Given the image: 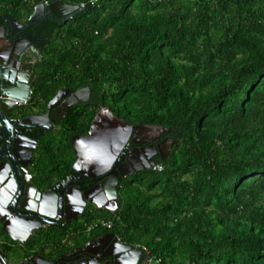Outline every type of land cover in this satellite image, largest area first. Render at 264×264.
Masks as SVG:
<instances>
[{"label":"trees","instance_id":"obj_1","mask_svg":"<svg viewBox=\"0 0 264 264\" xmlns=\"http://www.w3.org/2000/svg\"><path fill=\"white\" fill-rule=\"evenodd\" d=\"M46 1L86 6L48 24L33 103L48 106L63 89L91 97L70 110L60 139H42L40 187L71 171L73 139L99 108L171 130L174 145L156 159L161 171L123 181L117 213L92 212L25 248L112 221L111 232L162 264H264V0H0V18L21 22Z\"/></svg>","mask_w":264,"mask_h":264},{"label":"flooded vegetation","instance_id":"obj_2","mask_svg":"<svg viewBox=\"0 0 264 264\" xmlns=\"http://www.w3.org/2000/svg\"><path fill=\"white\" fill-rule=\"evenodd\" d=\"M66 18V16H64V18L60 20L52 17L43 18L39 23L33 24V26L29 27L27 30L22 27L17 29V27L13 26L12 24V30L14 31V34L12 31L11 35L7 36V38L1 30L5 26V23L0 21V64H2V67L8 72L7 75L13 76V71L17 72L18 74L22 71H26L27 73L31 71L34 72V66L41 58V53L44 49L45 39L43 35L47 30L48 24L50 22L63 24ZM1 19L2 18H0V20ZM24 20L21 21L22 24L27 25L29 23V19L28 21ZM34 28L36 31L34 30ZM26 35L29 36L32 44L36 46V48L31 47V45H26L22 41ZM16 43L17 45H15ZM38 50H40V53L38 52ZM16 65H20V67L15 68ZM32 75H34V73H32ZM23 79H27L28 83H26L25 85L21 84L20 89L22 92L25 90V87L27 89L28 84H30V82L28 81L29 78L25 77ZM34 82H32L31 90H29V99H27L26 101H19L10 110H8V108L6 107L5 111L2 110V112H0V142L2 140H5L6 144L5 148L3 147V145H0V248L5 250L6 253L3 256L7 258L9 256V252H15L18 250V247L16 246H18L19 243H14L13 238L4 231V226L1 223V220L6 221V219L11 218V216L8 214L7 208L12 207L14 204H16L20 196L27 197L33 195V192L30 188V183L32 182L35 184V172L37 168L33 164L29 167V162L31 161L30 149L34 146V144L30 143L29 138L37 136L43 130L44 134L40 138V146V143L42 139H44L46 134L51 132L53 129L58 130V126L60 127L68 117L65 116L63 118H60L61 112H59V110L60 108H62L64 102H67L71 98V96H74L79 91H81V95L84 91L89 90L90 92L89 88H84L75 92H70L68 89H63L68 90L69 95L63 98L59 105H57V107L51 112L50 124L47 125L45 122H42V120L39 121L38 124L36 123L38 120L37 118L41 119L43 116H45L50 104L48 105V109L44 113L31 110L30 106L33 107L34 105H39L33 103ZM79 98L81 97L79 96ZM79 98L78 101L74 104V107L85 104L90 100V98L88 100H85L86 97H83V101H80ZM66 104L69 105L71 103L68 102ZM102 109L104 108L98 109L89 133L92 132V128L94 126L97 127V130H95V134H97L98 138H96V140H98L100 137L102 138L107 131H109V128L115 129L116 137L114 136L112 139L114 143V149L111 150V152H107L105 154L106 158L102 157V159H100L99 161H95L93 169L89 170V174L88 172L86 174H83L74 170V166L77 163V155L74 148L76 161L72 166L71 171H66L64 173L65 175H62L61 177L51 174L50 177L46 178L45 190L42 191L49 194V199H52L51 191H55L57 194L62 193L64 195H70L72 201L75 197L76 201L74 202L73 206V209H75L71 210L77 215L82 212L83 213L78 217L76 221H73L70 224L66 222L44 224L41 230L31 233L30 240H28L27 242H30L33 238H36L39 235H42L44 237L54 235L59 236L60 232L64 233L65 229H71L73 223L83 222L86 217L92 212H108L109 210L105 208L104 203L106 201L110 203V201L114 199V197L109 198V196H114L112 193L113 188H111V184H113V187H116L118 189L119 199V189L123 181L128 177L136 174L134 173L130 174L129 176H123L124 173H128L130 169L133 170L144 167V165L148 163L147 161H149L148 159L150 158H153L156 163V159L160 158L163 160V157L166 155L167 148L169 147V144L167 143L170 142L169 140L173 138L169 137L167 134H164L161 138L158 139L157 132H144L145 134L143 133L142 136V133L136 129L137 126L134 127V132L131 139L126 143L124 148H121L120 146H122L123 141L125 137L127 138V133H129L130 130L127 128V124L119 119L118 121H122L125 124H123L125 127L118 125L112 127V123L114 120H111V117L114 119L116 117L112 116L111 113L110 118L104 120V122H100L99 112ZM15 115L17 116L16 118L14 117ZM32 118L36 119H34L35 124L31 123L30 120ZM101 119L103 121L104 118ZM118 121L114 122L120 124ZM10 124L16 125L11 127ZM88 134L78 135L77 137H75L73 139V147L74 143L76 142L78 147L81 146V142H78V138L87 136ZM134 134L137 135L134 136ZM154 147H158V150L161 152H158L156 154ZM144 152L147 155H145ZM16 154L20 155L19 164L17 163V160L15 158ZM7 159L11 160V162L8 163ZM17 179H20L21 190L17 186ZM114 179L117 180L116 185ZM34 184L33 186H35ZM80 196L83 198V202H86L85 205H83V202L79 199ZM104 198L106 199V201L104 200ZM93 200L96 201L97 204H101L102 207H98L93 204ZM54 205L55 204L53 200H51L48 204L49 208L47 209V213L52 214L53 216L56 215L54 209H59L60 211V206L58 207V205H56L55 208ZM33 227L38 226L33 225ZM13 235H15L16 237L21 236L16 232H14ZM22 236L24 237V235ZM88 238H90V240H88ZM65 240H68L67 235ZM69 241H71V238ZM119 242L125 244L119 237L111 232V230L100 227L91 233H83L78 236V238H76L75 241L72 242L73 246L68 247L72 248L68 251H62L60 257H58L57 259H60L62 264H65V262H67V258L68 263L72 264L74 263V261L78 260L76 263L80 264V262L89 260L90 256L97 255L102 264H110L107 256L111 253L116 252L117 254L119 253L118 264H136V261H138L140 257L139 252H137L138 248H134L132 246L133 251L126 252L124 251V248L118 245ZM51 245L52 244L49 243V246ZM110 247L111 249H109ZM1 253L2 251L0 250V255ZM38 255L39 253H32L30 258H35L36 260V257ZM42 256L44 257V254ZM147 259V263H145V259H143L142 261H140V264H150L151 262L149 258ZM48 260L51 261L52 259ZM38 261L42 262L43 264H48L44 261Z\"/></svg>","mask_w":264,"mask_h":264},{"label":"water","instance_id":"obj_3","mask_svg":"<svg viewBox=\"0 0 264 264\" xmlns=\"http://www.w3.org/2000/svg\"><path fill=\"white\" fill-rule=\"evenodd\" d=\"M78 10V7H75L71 4H65L62 1H55L53 2L49 7H46L44 5H39L34 13L30 16L29 18V23L27 25L22 24V22L18 21L15 17L13 16H6L2 18L0 21L5 23V26L1 29L2 32L5 34V37L11 35L12 33V24L13 26H16L17 29L19 28H24L27 30L29 27L33 26V24L39 23L43 18H57V19H63L64 16L67 18L64 20V22H68L70 20V16ZM35 30V28H34ZM36 31V30H35ZM14 34V31H13ZM26 45H31V47L36 48L34 46L29 38V36H25L24 39L22 40ZM17 45V43L15 44ZM16 48V47H15ZM19 51V50H17ZM40 53V50H38ZM20 67V65H16L15 68ZM5 70V71H4ZM8 72L6 69L2 67V64H0V112L2 110L5 111L6 107L8 110H10L17 102L19 101H26L29 99L30 96V91L31 90V84L32 82L35 81V75H32L31 73L25 74L24 72H20L19 74L15 71H13V76L7 75ZM29 78L28 81L30 84H28L27 89L25 87V90L22 92L20 89L21 84H26L27 79L24 80L23 78ZM25 82V83H24ZM89 92V90H87ZM23 93V96H22ZM69 95L68 90H63L58 93V95L52 100L49 109L45 116H43L41 119L37 118V122L39 124V121L42 120V122H45L47 125L50 124L51 122V112L59 105L61 100ZM79 96L81 98H79ZM78 98L80 101H83V96H81V91H79L77 94L74 96H71V98L67 101L64 102L62 105V108H60L59 112H61V116L65 117L68 116L69 110L71 107L74 106V104L78 101ZM73 101L72 104L67 105L69 101ZM70 101V103H71ZM5 104V105H4ZM7 105V106H6ZM53 116V115H52ZM35 118H32L30 121L32 124H35ZM7 120V119H6ZM16 124H10V126H15ZM47 128V127H46ZM127 128L130 130L129 134L127 135V138L124 139L121 148H124L126 143L131 139L133 136L134 132V127L131 125L127 124ZM48 129V128H47ZM138 131L142 133L144 132H157V138H161L162 135L168 134L171 132V130L162 128V127H151V126H142L138 125L136 127ZM110 129L107 131L104 136L96 140L98 138L97 134L93 133V130L91 133H89L87 136L78 138V142H81V146H77V142L74 143V148L76 150V155H77V163L74 166V170L79 173L86 174L89 170L93 169L95 161H99L102 159V157H105V154L107 152H111L113 150L114 143L112 141L113 137L116 134L115 129ZM7 134V133H6ZM44 131L40 132L37 136L35 137H30V143L34 144V146L30 149L31 152V161L29 162V167L34 164V157H35V150L38 149L39 147V142L40 138L43 136ZM145 134V133H144ZM137 134H134V136ZM116 137V136H115ZM167 144H169V147L167 148L166 155L163 157V161H166L171 153V149L174 145V139L169 140ZM0 145H3L5 148V140H2L0 142ZM161 148V147H160ZM156 154L158 152H161L158 150V147H154ZM146 152V151H145ZM144 152L145 155H147ZM15 158L17 160V163L19 164L20 161V155L16 154ZM106 158V157H105ZM13 160V159H12ZM148 163L144 165V167L139 168V169H133L129 170L128 173H124L123 176H128L130 174H134L137 172H141L144 170H151L155 165V161L153 158L148 159ZM7 162L10 163L11 160L7 159ZM115 180V179H114ZM18 188L21 190V182L20 179H17L16 181ZM117 184V180H115V185ZM112 193L114 196H109V198H113V200L109 202L106 201L104 203L105 208H107L110 212L113 214L117 213L119 210V203H118V189L116 187H113V184H111ZM108 186V185H107ZM30 188L31 191L33 192L32 196H27V197H22L18 199L17 203L14 204L12 207H8V214L11 216L10 219L1 220V223L4 226V231L9 234L15 241H20L22 244H25L28 240H30L31 233L35 231L41 230L43 228V225L46 223H72L73 221H76L78 217L83 213H80L79 215L75 214L72 210L74 206V202L76 201L75 197L74 200L72 201L70 198V195H64V194H57L55 191H51L52 199H49V194L47 192H42L40 191L36 186H33L32 182L30 183ZM58 192V191H57ZM21 195V194H20ZM73 199V198H72ZM79 199L83 202V198L80 196ZM53 200L54 202V207L56 208V205L58 207L60 206V211L59 209H54L56 215L48 214L47 209L49 208L48 204L50 201ZM108 200V199H107ZM81 202V203H82ZM93 204H95L98 207H102L101 204H97L96 201H92ZM86 202H83V205H85ZM72 209V210H71ZM65 219V220H64ZM33 225H37L38 227H33ZM20 234L21 236H15L13 235L14 232ZM24 235V237L22 236ZM23 237V238H22ZM120 247L124 248V251L126 252H132L133 248L132 246L128 244H122L118 243ZM111 249V247L109 248ZM2 251L0 255V264H43L40 261H44L45 263L48 264H62L60 259L57 260H51L49 261L47 258L43 257L42 255H38L35 260V258H29L24 262H21L19 260H16V263H11L7 257L3 256L6 252L4 249H1ZM137 252H139V260L136 261V264H139L140 259L144 258V253L142 249H138ZM119 254V253H118ZM118 254L111 253L107 256V258L110 261V264H118L119 263V256ZM95 256V257H94ZM78 260L74 261L72 264H77ZM65 264H71L68 263V258L67 262ZM80 264H102L101 260H99V257L97 255H93L89 257V260L80 262Z\"/></svg>","mask_w":264,"mask_h":264},{"label":"crops","instance_id":"obj_4","mask_svg":"<svg viewBox=\"0 0 264 264\" xmlns=\"http://www.w3.org/2000/svg\"><path fill=\"white\" fill-rule=\"evenodd\" d=\"M6 17V16H5ZM2 18H4V17H2ZM22 72H24L25 74H28L26 71H22ZM29 73H33L32 71L31 72H29ZM38 153H37V150H35V159L38 157V155H37ZM35 184L34 183H32V184H34L35 186H37V188L40 190V191H44L45 190V183H43V186L42 187H40V185H39V183H40V179L37 181L36 179H35ZM41 188V189H40ZM67 237H74V234H73V232L70 234L69 233V235H67ZM66 239V237L65 238H63L62 240H55L54 242H52L51 244V246H47V245H49V242H43L42 243V246L40 245V246H38L37 247V249H34V250H30V251H28L25 247V244H22L20 241H15L14 239H13V241H14V243L15 242H17V243H19V245L18 246H16V247H18V250L17 251H15V253H17L18 254V258H17V260H19V261H21V262H24V261H26L28 258H30L31 257V255H32V253L34 254L35 253V251H37V250H41V255H43L44 254V257H46L47 259H52V260H57V258L58 257H60V254L62 253V251L64 252V251H68L69 249H71V248H68V247H70V246H73L72 245V242H74L75 241V239L74 238H72V240L71 241H69V240H65ZM16 245V244H15ZM41 248V249H40ZM45 248V249H44ZM49 257V258H48ZM151 261V260H150ZM150 264H152V263H150Z\"/></svg>","mask_w":264,"mask_h":264},{"label":"rangeland","instance_id":"obj_5","mask_svg":"<svg viewBox=\"0 0 264 264\" xmlns=\"http://www.w3.org/2000/svg\"><path fill=\"white\" fill-rule=\"evenodd\" d=\"M24 21H28V18H25V20ZM41 56H42V53H41ZM84 95V96H83ZM81 96H83V97H86V99L85 100H88L90 97H91V92H88V91H84V92H82V95ZM52 102V101H51ZM42 103V102H41ZM39 104V103H38ZM51 104V103H50ZM30 108H31V110H33V111H37V112H45L47 109H48V106H45V105H34L33 107L32 106H30ZM74 108V106L73 107H71L70 109H73ZM99 114H100V116H99V121L100 122H104V120H106V119H108V118H110V111L109 110H107L106 108L105 109H102L100 112H99ZM108 115V116H107ZM113 116V115H112ZM15 118L17 117L16 115L14 116ZM101 118H104L103 119V121H102V119ZM111 120H114V121H118V119L116 120V118L114 119V118H112L111 117ZM113 121V123H112V127H114V126H116V125H118V126H124L125 124V122L123 123L122 121L121 122H119L120 124H118L117 122H114ZM124 124V125H123ZM111 127V128H112ZM125 127V126H124ZM97 127H93L92 128V130H94L93 131V133H95V130H97L96 129ZM58 130H61V126L59 127L58 126ZM58 130H56V129H53L51 132H49V133H47L46 134V136L44 137V139H46V137H48V136H51L52 134H57V136L59 137V131ZM109 130H110V128H109ZM114 130V129H113ZM112 130V131H113ZM97 132V131H96ZM61 137H59V139H60ZM129 176V175H128ZM71 238V237H70ZM70 238L68 237V240H70ZM72 238H74V239H76L77 237L76 236H74V237H72ZM72 238H71V240H72ZM120 238V237H119ZM121 239V238H120ZM122 240V239H121ZM123 242V241H122ZM124 243V242H123ZM126 244V243H125ZM8 260L11 262V263H16V260H17V258H18V254L17 253H15V252H9L8 253ZM143 259H145V263H147V261L146 260H148L147 258H143ZM143 259H141L140 261H142ZM178 259H180L179 257H178ZM149 263V262H148ZM139 264H140V262H139Z\"/></svg>","mask_w":264,"mask_h":264},{"label":"built area","instance_id":"obj_6","mask_svg":"<svg viewBox=\"0 0 264 264\" xmlns=\"http://www.w3.org/2000/svg\"><path fill=\"white\" fill-rule=\"evenodd\" d=\"M100 1L101 0H89V2L92 4H98ZM43 5L46 7H49L51 5V3L49 1H46ZM85 6H86V3H83L81 6L78 7V9H83V8H85ZM155 170L161 171L162 167H156ZM100 227H104L106 229L112 230L114 227V222H112V221H98V222H94V223L86 225V229H87L88 233H91ZM152 262L154 264H162L161 260H155Z\"/></svg>","mask_w":264,"mask_h":264},{"label":"clouds","instance_id":"obj_7","mask_svg":"<svg viewBox=\"0 0 264 264\" xmlns=\"http://www.w3.org/2000/svg\"><path fill=\"white\" fill-rule=\"evenodd\" d=\"M34 159H35V158H34ZM35 161H36V160H34V164H33L34 166H35ZM156 167H158V166L155 165L152 169L155 170ZM81 223H82V222H81ZM81 223H80V224H81ZM86 225H88V224H86ZM86 225H85V227H86ZM70 233H71V232H70ZM73 233H74V232H73ZM86 233H88V232L86 231ZM81 234H83V233H81ZM81 234H80V235H81ZM130 246H131V245H130ZM132 248H133V247H132ZM134 248L142 249V250H143V253H144V255H145L144 258H149V260H151L150 262H151L152 264H154V263L152 262L153 260L150 259V257L147 256L146 249L139 248V247H134ZM145 252H146V253H145ZM142 259H143V258H142Z\"/></svg>","mask_w":264,"mask_h":264},{"label":"bare ground","instance_id":"obj_8","mask_svg":"<svg viewBox=\"0 0 264 264\" xmlns=\"http://www.w3.org/2000/svg\"><path fill=\"white\" fill-rule=\"evenodd\" d=\"M72 102H73V101H71V104H72ZM69 103H70V101H69ZM4 105H5V104H4ZM69 105H70V104H69ZM127 134H129V133H127ZM121 138H122V137H121ZM121 138H120V139H121ZM125 138H126V137H125ZM115 142H116V141H115ZM117 143H118V142H117ZM119 143H120V142H119ZM115 144H116V143H115Z\"/></svg>","mask_w":264,"mask_h":264}]
</instances>
